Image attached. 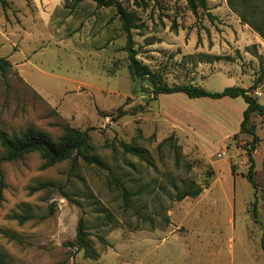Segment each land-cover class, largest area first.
Masks as SVG:
<instances>
[{"label":"rangeland","instance_id":"1","mask_svg":"<svg viewBox=\"0 0 264 264\" xmlns=\"http://www.w3.org/2000/svg\"><path fill=\"white\" fill-rule=\"evenodd\" d=\"M4 1L0 58L11 67L0 72V131L34 126L57 139L67 126L88 129L110 170L143 190L127 208L107 170L70 161L43 169L38 153L4 162L0 255L7 263L264 264V116L251 119L260 138L252 153L255 189L244 177L252 137L231 135L219 120L208 124L222 114L219 100L157 95L147 81L134 79L114 8L86 1L70 11L65 0ZM123 3L143 24L134 31L138 59L168 85L218 92L241 86V72L251 86L262 74L260 59L249 56L259 45L236 49L234 26L264 41L230 8H218L211 21L203 11L195 16L186 0ZM120 142L139 155L124 152ZM191 180L203 193L172 200L175 188ZM41 182L55 187L35 190ZM23 210L34 217L23 224L9 218ZM80 220L95 258L73 246Z\"/></svg>","mask_w":264,"mask_h":264},{"label":"trees","instance_id":"2","mask_svg":"<svg viewBox=\"0 0 264 264\" xmlns=\"http://www.w3.org/2000/svg\"><path fill=\"white\" fill-rule=\"evenodd\" d=\"M92 1L98 8H114L115 15L121 22V29L126 36L125 51L128 54L129 70L134 79H143L149 83L153 92L157 95H171V94H184L189 99H202L209 98L219 100L225 97L229 98H242L247 107L243 111V119L240 123L239 134H245L252 137V140L247 144L245 151L248 156L249 169L244 174L251 185L257 189L258 184L255 181V163L252 153L257 149L260 138L256 133V125L251 120L253 115L264 116V103H260L259 98L253 96V92L259 88V83L263 78L264 68L262 59H260V67L262 74L259 75L258 80L248 89L240 86L226 87L222 91L211 92L202 86L191 84H177L168 85L162 81L160 76L153 72L148 66L144 65L137 57V50L135 49L134 31L141 29L143 24L140 17L134 11H129L123 3V0H65V8L73 11L83 2ZM142 1V0H141ZM3 6L6 5L4 0H0ZM135 5L139 6L138 0H134ZM188 9L198 16L200 11L206 13L209 20L217 19L208 7V0H186ZM227 4L232 12H234L240 19L242 24L248 25L254 32H256L264 41V0H227ZM144 8L147 5L144 3ZM11 67L10 62L5 58H0V72L4 74L8 68ZM171 138L163 140L160 145H164ZM0 146L4 150V156L0 157V203L3 200L4 178L2 174V164L4 162H12L24 159L27 155L32 153L40 154L44 164L43 169L51 167L57 163L70 161L72 166L79 163L85 165L98 167L107 170L110 173V182L119 191L123 200L124 206L133 208L136 198L143 195L141 188L129 187L125 180L120 176L114 174L108 165L96 154L95 148L90 143L89 130H80L71 126L64 129L62 135L57 139L52 138L48 133L28 126L26 129L14 133L7 134L0 131ZM120 146L124 152L139 155L137 148L129 147L125 143L120 142ZM176 146V145H174ZM178 147V146H176ZM233 170V169H232ZM55 187L52 182H41L35 190H42ZM204 191V188L191 180L187 185L182 188H175L172 196L174 201H183L187 198H197ZM252 215L257 218V200L252 204ZM34 216L28 210H23V213H14L9 216L10 219L19 221L20 224L25 223L27 220L32 219ZM106 217L111 219L110 214ZM257 221V219H256ZM73 246H77L78 250H85V253L90 258H95L89 249L88 233L84 226L83 220L79 221L77 227V236ZM0 264H8L5 258L0 255Z\"/></svg>","mask_w":264,"mask_h":264},{"label":"crops","instance_id":"3","mask_svg":"<svg viewBox=\"0 0 264 264\" xmlns=\"http://www.w3.org/2000/svg\"><path fill=\"white\" fill-rule=\"evenodd\" d=\"M208 7L210 12L213 15H219V11L217 10L218 8H229L227 4V0H208ZM213 8V9H210ZM240 25V24H239ZM235 25L234 28L238 32L239 36V41L236 42L235 47L236 49H242L244 47H248L250 45H259L258 46V52L257 55H249L252 59L258 61V58H261L264 61V44L263 47L260 45V40L258 37H256L253 33L245 30L243 27ZM246 32V33H245ZM246 34V36L244 35ZM249 36V38H247ZM264 43V42H262ZM259 65L260 62L258 61ZM264 64V62H263ZM239 66V65H238ZM240 68V67H239ZM241 71V70H240ZM247 73H240L239 79L241 81V86L244 89H248L251 87V81L248 80L247 78ZM239 86V85H235ZM204 99V98H202ZM239 98H229L225 97L222 99H219V101L222 103L223 108H221L220 111H222L218 118L213 119L211 116L207 118L206 121H208V124L210 125L209 121L211 122L212 120H219V126L220 128L225 129L226 131L230 130V134L233 135L239 131L240 128V123L243 119V111L247 107V104L245 103L244 105L241 103H238ZM245 102V101H244ZM230 111V112H229ZM217 126L216 124H214ZM230 128V129H229Z\"/></svg>","mask_w":264,"mask_h":264},{"label":"built area","instance_id":"4","mask_svg":"<svg viewBox=\"0 0 264 264\" xmlns=\"http://www.w3.org/2000/svg\"><path fill=\"white\" fill-rule=\"evenodd\" d=\"M253 96L261 99V98H264V92L261 91L259 88L256 89L254 92H253Z\"/></svg>","mask_w":264,"mask_h":264}]
</instances>
